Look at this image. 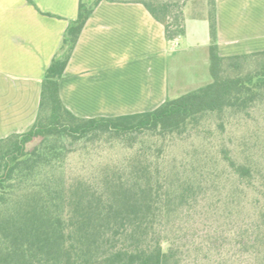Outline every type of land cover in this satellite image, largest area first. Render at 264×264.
<instances>
[{
	"label": "trees",
	"instance_id": "trees-1",
	"mask_svg": "<svg viewBox=\"0 0 264 264\" xmlns=\"http://www.w3.org/2000/svg\"><path fill=\"white\" fill-rule=\"evenodd\" d=\"M101 1L80 0L78 16L69 22L42 80L35 122L24 132L0 138V264H182L174 245L158 230L161 218L172 211L173 193L154 177L153 166L136 157L127 175L106 176L101 183L66 181L54 171L63 159L66 140L106 132L165 136L182 131L205 113L245 105L257 89H264V50L221 55L216 0H212L207 14L209 84L168 99L151 111L77 116L61 97L60 80ZM138 1L164 25L168 40L186 35L185 11L175 10L178 3ZM243 60H255L260 68L233 74L232 69ZM229 160L242 178L251 176L248 166Z\"/></svg>",
	"mask_w": 264,
	"mask_h": 264
},
{
	"label": "crops",
	"instance_id": "crops-1",
	"mask_svg": "<svg viewBox=\"0 0 264 264\" xmlns=\"http://www.w3.org/2000/svg\"><path fill=\"white\" fill-rule=\"evenodd\" d=\"M79 4L0 0V138L35 122L42 80ZM216 11L221 55L264 50V0H216ZM185 22L186 35L168 40L143 2L102 0L60 80L64 103L80 117L120 116L209 84V19L193 9Z\"/></svg>",
	"mask_w": 264,
	"mask_h": 264
},
{
	"label": "rangeland",
	"instance_id": "rangeland-1",
	"mask_svg": "<svg viewBox=\"0 0 264 264\" xmlns=\"http://www.w3.org/2000/svg\"><path fill=\"white\" fill-rule=\"evenodd\" d=\"M170 1L178 3L177 12L204 14L212 2ZM239 65L233 74L260 68L255 60ZM257 90L247 104L205 113L165 136L106 132L67 139L55 176L101 183L106 176L127 175L140 157L173 193L172 211L158 230L182 264H264V89ZM228 157L248 166L251 176L242 178Z\"/></svg>",
	"mask_w": 264,
	"mask_h": 264
}]
</instances>
